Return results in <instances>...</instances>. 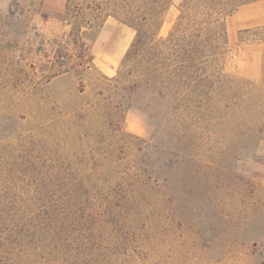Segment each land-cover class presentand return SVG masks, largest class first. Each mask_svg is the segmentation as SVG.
I'll use <instances>...</instances> for the list:
<instances>
[{"label": "rangeland", "instance_id": "1", "mask_svg": "<svg viewBox=\"0 0 264 264\" xmlns=\"http://www.w3.org/2000/svg\"><path fill=\"white\" fill-rule=\"evenodd\" d=\"M83 5L0 0V167H111L107 180L139 167L160 198L144 231L160 229L151 264H264V4L229 20V51L208 65L210 84H192L191 105L165 76L159 90L119 79L135 31L95 24Z\"/></svg>", "mask_w": 264, "mask_h": 264}, {"label": "trees", "instance_id": "2", "mask_svg": "<svg viewBox=\"0 0 264 264\" xmlns=\"http://www.w3.org/2000/svg\"><path fill=\"white\" fill-rule=\"evenodd\" d=\"M257 1L81 0L87 2L81 10H94L95 24L111 17L135 31L119 79L130 77L135 88L159 90L165 76L168 87L181 91L178 96L191 105L192 84H210L208 65L229 51V19L241 6ZM173 6L178 12L173 27L160 38ZM258 31L255 27L243 33L257 38ZM165 52L170 60L166 66ZM187 62L201 73L197 81L193 73L182 72ZM18 104L36 110L23 101ZM23 120L17 115L12 125ZM35 129L43 131L46 123ZM110 169L0 167V264H151L160 229L156 225L149 237L144 231H149V214L160 220L158 188L139 167L104 179Z\"/></svg>", "mask_w": 264, "mask_h": 264}, {"label": "crops", "instance_id": "3", "mask_svg": "<svg viewBox=\"0 0 264 264\" xmlns=\"http://www.w3.org/2000/svg\"><path fill=\"white\" fill-rule=\"evenodd\" d=\"M258 4H264V0H261V1H257V2H254V3H250V4L243 5V6H241V7L237 10V12H236L235 14H237L238 11L241 10V9H243V8H247V7L255 6V5H258ZM235 14H234V15H235ZM234 15H233V16H234ZM233 16H232V17H233ZM232 17H231V18H232ZM231 18H230V19H231ZM230 19H229V20H230ZM228 23H229V22H228ZM257 25H259V24L257 23Z\"/></svg>", "mask_w": 264, "mask_h": 264}]
</instances>
